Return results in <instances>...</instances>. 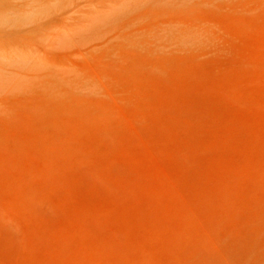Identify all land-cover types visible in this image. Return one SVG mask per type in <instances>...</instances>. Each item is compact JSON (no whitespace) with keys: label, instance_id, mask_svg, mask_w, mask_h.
I'll return each mask as SVG.
<instances>
[{"label":"rangeland","instance_id":"obj_1","mask_svg":"<svg viewBox=\"0 0 264 264\" xmlns=\"http://www.w3.org/2000/svg\"><path fill=\"white\" fill-rule=\"evenodd\" d=\"M0 264H264V0H0Z\"/></svg>","mask_w":264,"mask_h":264}]
</instances>
